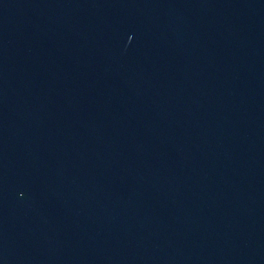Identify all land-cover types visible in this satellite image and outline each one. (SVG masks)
<instances>
[{
	"label": "water",
	"instance_id": "obj_1",
	"mask_svg": "<svg viewBox=\"0 0 264 264\" xmlns=\"http://www.w3.org/2000/svg\"><path fill=\"white\" fill-rule=\"evenodd\" d=\"M0 264H264V0H0Z\"/></svg>",
	"mask_w": 264,
	"mask_h": 264
}]
</instances>
